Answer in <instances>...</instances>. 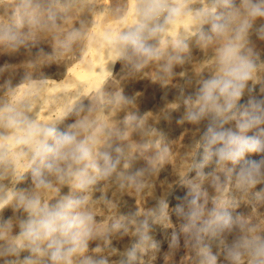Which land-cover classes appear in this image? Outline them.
Segmentation results:
<instances>
[{
    "label": "rangeland",
    "instance_id": "1",
    "mask_svg": "<svg viewBox=\"0 0 264 264\" xmlns=\"http://www.w3.org/2000/svg\"><path fill=\"white\" fill-rule=\"evenodd\" d=\"M15 1L19 0H0V10L2 7L11 5L12 15L16 18L20 12L17 11L16 6L12 7L16 4ZM102 1H105L106 8L104 7V11L100 10L103 15L101 17L109 18L114 13V6L111 0ZM206 2L211 3L210 0ZM230 2L243 11L241 7L243 0H230ZM75 4L66 5L64 10L75 9ZM217 10L226 11L223 6L218 7ZM15 21L11 25L13 26L11 32L15 33L19 39L13 40L5 36L4 32L8 30V27H1L0 34L7 39L4 42L14 49L13 52H0L1 64L11 58L17 61L21 57L26 58V61L35 59L39 56L37 51L42 53V50L46 48L30 37H19L20 34L17 35L16 32L20 30L18 26L21 22ZM5 22L0 14V25L4 26ZM75 22H71V25L79 23L77 19ZM254 22L251 32L249 31L246 46L252 50L258 66L253 78L248 81L238 105V107L242 106L241 110L247 108L249 111H252L253 102L264 101V94L261 92L264 82V17L257 18ZM210 28V24H199L197 30L182 38L184 42H188H186L188 47L179 53L181 57L179 62L172 61L170 71L164 69L168 63V59L164 62L166 58L164 56L163 61L153 59L144 64L146 66L142 69L145 76L148 74L145 83L123 86L121 83H124L126 75H123L125 77L115 76L112 72L105 80V83L108 81L111 85L112 91L103 92L101 84L95 91L90 90L92 96L96 94L93 96L94 106H92L90 118H87L89 127L84 131L80 129V138L91 140L95 135L99 136L97 139L103 138L105 143L102 150H93V153L98 155L106 151L112 155L113 159L120 156L117 171L112 174L111 183H108L106 178L98 179L87 191L74 188L69 181L58 182L52 176L53 187L48 193L40 196L42 202L49 203H55L66 195L84 198L83 210L89 209L94 217L93 236L89 239L87 248L72 257V264H85L88 258L93 260L103 258L108 261V264H125V262L127 264H203L201 248L205 244L210 246L212 254L216 257L215 264H229L226 259V248L234 240L245 235L264 237V182L243 190L237 187L236 177L247 162H259L264 159V152L246 153L236 163L231 161L221 163L215 156L205 162L202 137L209 120L207 117L199 122L186 119L189 111H195L198 108V93L203 81L217 72L218 49L232 36V33H228L216 37L210 32ZM201 32L213 35V39L207 42L202 40ZM180 41L181 39L175 46ZM77 60L76 57L71 59L72 64H75ZM133 96L142 101L139 108L131 104L130 98ZM77 103L59 117L60 119H54L52 126L61 132L74 131L73 125L81 119ZM121 108H124L126 113L120 119L116 112ZM239 119L241 117L238 113L237 118L226 123L224 127L239 131L237 128ZM112 120L117 123L124 121V126L113 128L110 124ZM147 122L146 128L144 124ZM262 129H264V123L253 126L242 134L264 141ZM117 147L121 149V152L115 151ZM129 149L132 150L131 159L135 162L133 163L136 169L147 171L140 176V180L132 176L133 165L131 164L132 166L128 168L129 157L126 151ZM21 162L18 173L16 172L14 177L15 180L12 181L14 184L8 185L9 193L5 198L8 199V203L0 209V264H23L24 258L30 255L26 248L20 247L24 243L19 239L20 225L27 219L28 213L20 204L19 197L30 195L31 189L35 186L31 154ZM197 164L202 167H195ZM145 184L151 187L149 189H152V195L144 206L137 208L136 199L132 197L133 190L143 188ZM191 184L199 186L198 205L202 207V214L195 227L186 230V226L191 223L188 213L193 207L189 201L195 195V192L191 191ZM214 186L217 190L213 189ZM162 205H166L163 213L159 211ZM218 206L225 207L236 223L231 228H217L215 235L206 234L201 231L204 221L209 218L213 208ZM145 219L149 224L147 232L149 240L137 248L135 260H130L126 253L138 243L137 229L140 228V222ZM117 223L122 227L114 228L113 226ZM130 223L133 224L131 231L127 229ZM9 246L18 248V253L8 254ZM110 253L116 258L109 259L107 256ZM37 264H51V261L45 255L37 259ZM244 264H248L247 258L244 259Z\"/></svg>",
    "mask_w": 264,
    "mask_h": 264
},
{
    "label": "clouds",
    "instance_id": "2",
    "mask_svg": "<svg viewBox=\"0 0 264 264\" xmlns=\"http://www.w3.org/2000/svg\"><path fill=\"white\" fill-rule=\"evenodd\" d=\"M220 6L226 11H218ZM241 7L243 11L232 5L230 0H211L209 7L196 12L199 23L210 24V32L216 37L232 33L228 42L218 49L216 74L205 79L199 89L198 108L189 111L186 116L192 122L206 117L209 120L202 137L205 162L215 156L218 162L236 163L246 153L264 152V141L242 134L264 123V101L253 102L252 111L238 107L258 66L252 50L246 45L252 22L264 17V0H243ZM183 8L184 5H177L172 0H139L137 20L114 37L116 55L135 63L137 67L164 57L166 54L159 47L160 35ZM4 35L18 39L10 29L5 30ZM74 35L71 34L69 40ZM200 38L207 42L213 39V35L201 32ZM187 47V43L181 40L173 52L167 53L169 62L165 65L166 71L171 70L172 61L181 60L179 53ZM238 113L241 117L237 121L239 131L225 128L224 125L236 119ZM0 124L13 131L11 137L4 139H13L16 144L29 147L34 165L32 174L38 189H51L53 182L49 176H54L58 182L69 181L74 188L87 191L98 179L111 176L120 162L119 158L113 159L106 151L94 155L90 138H80L79 131L61 132L55 126L40 123L29 117L23 106L14 102L0 104ZM73 127L86 130L89 123L85 118ZM261 131L264 132V129ZM115 151L119 153L121 149L117 147ZM260 182H264V159L247 162L237 174V187L240 189L247 190ZM191 191L195 195L189 201L193 207L188 213L191 223L186 230L195 227L202 214V207L198 205L199 186L191 184ZM19 201L28 213L27 219L21 222L19 233V239L24 242L20 247L30 253L23 264H37V259L45 255L51 264H72V257L87 248L93 236L94 217L83 210L84 198L66 195L55 203H48L42 202L39 195L31 194L21 195ZM7 203L8 199H0V209ZM165 207L162 205L159 211L163 213ZM234 223L226 208L218 206L209 213L201 231L215 235L217 228H231ZM113 227L120 228L122 225L117 223ZM148 228L147 219L140 222L137 229L139 241L126 253L130 260H135L137 248L149 240ZM18 250L9 247L7 253L15 255ZM201 254L203 264H215L216 257L209 245L202 246ZM245 258L248 264H264V237L245 235L226 248L229 264H244ZM85 264H108V261L88 258Z\"/></svg>",
    "mask_w": 264,
    "mask_h": 264
},
{
    "label": "bare ground",
    "instance_id": "3",
    "mask_svg": "<svg viewBox=\"0 0 264 264\" xmlns=\"http://www.w3.org/2000/svg\"><path fill=\"white\" fill-rule=\"evenodd\" d=\"M101 1L19 0L15 1L16 4L12 5V7L16 6L18 8L17 11L20 12L16 18L12 15L10 4V7L1 8L0 14H2L6 22L4 26L0 25V31H2L1 27H8V29L11 28L10 30L13 31V26L11 25L15 20V22L20 21L21 24L18 26L20 30L16 32L17 35L20 34L19 37L22 38L30 37L36 43H42L46 48L41 49L42 53L37 51L39 56L35 57V59L32 58L26 61V58L21 57L17 61V59L11 58L10 60L7 59L6 62L3 61L2 64L0 63V104L4 101L14 102L23 106L26 114L32 119L43 124L53 125L54 119L56 120V118L64 115L77 102V107H79L78 109L81 114V119L79 120L87 119L90 116L91 109L93 110V96L96 95L92 96L90 90L95 91L97 86L101 84L103 92L112 91L109 82L106 81L105 83V80H107V77L112 72H114L115 76L122 75V77H125L123 75H126L124 83H121L123 86H129L132 83H145L148 74L145 76L142 67L146 65L137 67L131 61H120L121 58L116 55L114 46V37L137 20L139 0H111L115 10L112 16L109 18L105 17V19H102L101 16L103 15L100 12V10L104 11L105 1ZM206 1L172 0L177 5H184V8L175 20L166 26V30L160 35L159 47L166 54V58L164 60V57H162L159 61L164 60L165 62L168 59L167 53L171 52L177 44L176 42L180 39L182 40L183 37H187L185 36L186 34L197 30L196 28L200 23L196 17V12L207 8L209 1ZM74 3H76L75 9L64 10L66 5H74ZM76 19L79 23L75 25ZM254 21L252 24L255 23ZM256 21L258 22L259 20ZM71 22L75 23L71 25ZM62 30L63 33H61ZM71 34L75 35L69 40ZM5 39L6 37L0 34V52H13L14 49L4 42ZM59 43H63V45ZM31 55L33 56L32 52ZM75 57L78 60L77 62L74 61L75 64H72L73 61L71 62V59ZM261 92L264 94V82L261 86ZM178 97L180 98V95ZM130 102L134 107L139 108L142 105V101L138 100L135 96L130 98ZM179 104L181 103L179 102ZM125 113V109L121 108L116 112V115L119 114V118H123ZM115 120L110 122L113 128L114 126L119 128L124 126V121L117 123ZM147 124L148 122L144 124V127L147 128ZM74 131H80V129L75 128ZM12 135V130L4 128L0 124V199H5L8 195V185L15 180L14 177H16V172L21 166V160L31 154L27 145L16 144L13 139H4V137H11ZM97 137L99 136L95 135L92 137L90 142L93 150L99 151L102 150L105 141L103 138L97 139ZM126 155L129 157L127 161L128 168L133 165L132 176L136 180H140V176L143 173H147V171L140 168L136 169L135 162L131 159L132 150H127ZM110 178H106L108 183H111L112 175ZM49 179L52 180V176H49ZM149 188L151 187L145 184L143 188L133 190L132 197L136 199L137 208L144 206L146 201L149 200V197L152 195V189ZM215 188L216 186L213 189ZM48 191L49 189H38L35 184L30 191V195L36 194L40 197L42 194L48 193ZM87 211L90 212L89 209ZM127 229L131 231L133 224L130 223ZM107 257L109 259L116 258L111 253Z\"/></svg>",
    "mask_w": 264,
    "mask_h": 264
}]
</instances>
